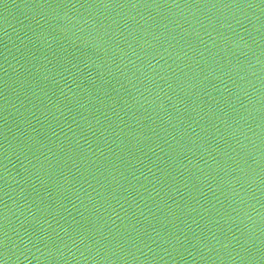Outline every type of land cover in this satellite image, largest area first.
<instances>
[{"label": "water", "instance_id": "obj_1", "mask_svg": "<svg viewBox=\"0 0 264 264\" xmlns=\"http://www.w3.org/2000/svg\"><path fill=\"white\" fill-rule=\"evenodd\" d=\"M0 264H264V0H0Z\"/></svg>", "mask_w": 264, "mask_h": 264}]
</instances>
